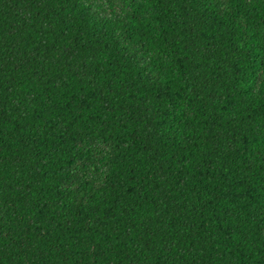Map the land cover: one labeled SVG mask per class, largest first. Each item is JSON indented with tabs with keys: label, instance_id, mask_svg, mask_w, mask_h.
<instances>
[{
	"label": "trees",
	"instance_id": "1",
	"mask_svg": "<svg viewBox=\"0 0 264 264\" xmlns=\"http://www.w3.org/2000/svg\"><path fill=\"white\" fill-rule=\"evenodd\" d=\"M126 7L0 0V264H264V0Z\"/></svg>",
	"mask_w": 264,
	"mask_h": 264
},
{
	"label": "rangeland",
	"instance_id": "2",
	"mask_svg": "<svg viewBox=\"0 0 264 264\" xmlns=\"http://www.w3.org/2000/svg\"><path fill=\"white\" fill-rule=\"evenodd\" d=\"M120 1V0H119ZM127 2V4H109L104 0H81V2L92 12L108 19H118L125 16V12L128 11L126 7L131 0H121ZM141 59L145 62L148 59V54L141 53ZM97 178V173L93 168H90L87 173L82 172L80 180Z\"/></svg>",
	"mask_w": 264,
	"mask_h": 264
}]
</instances>
